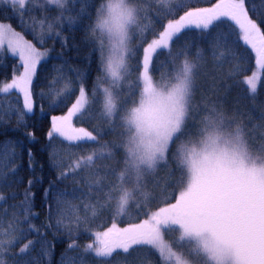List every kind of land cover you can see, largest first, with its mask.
<instances>
[{"label":"snow or ice","instance_id":"snow-or-ice-1","mask_svg":"<svg viewBox=\"0 0 264 264\" xmlns=\"http://www.w3.org/2000/svg\"><path fill=\"white\" fill-rule=\"evenodd\" d=\"M186 2L176 0L177 9L183 8ZM4 3L10 6V11L19 13L22 27L26 4L34 3L41 10L55 5L58 12L55 17L50 20L45 15L34 23L40 26L42 33L46 27L47 34L57 38L61 37V32H53V29L62 28L65 21L70 27L82 25L85 17L92 21L85 26L84 42L91 44L93 51H99L101 74L96 77L92 88L86 90L84 73L73 69L77 72L79 94L65 115L51 118L46 135L50 145L53 139L62 138L69 147L88 143L99 147L79 156L69 170L58 174L57 179L64 180L82 170L89 172L86 178L89 202L84 204V209L90 210L92 219L100 212L113 209L115 215L124 216L133 206L137 215L147 218L126 227H118L113 222L106 230L91 233L95 239L86 244L82 252L94 254L101 264H111L114 254H120L118 250L126 258L134 253L142 255L145 262L155 255L157 264H264V143H255L251 133L215 102L202 101L206 114L201 116L195 101V81L204 60V50L197 47L194 58L188 55L190 43H185L175 55L171 51V45L181 38L184 30L194 27L211 35L214 22L227 18L238 32L236 39L255 54L257 71L245 77L242 83L251 94H256L261 72H264V31L257 22L264 23V0H259V4L257 0H218L210 8L184 11L178 19H167L166 24L160 25L162 30L153 26L150 41L147 40L149 25L142 24L146 18L142 5L148 4L149 0H101L95 9L94 20L88 10L92 6L88 0H80L75 15L71 13L76 0H4ZM177 9L169 7L157 15L163 20L175 16ZM37 38L42 45V36ZM134 38L137 40L135 48L131 46ZM209 43L218 64L222 65L228 55H234L230 32L212 36ZM61 44L67 47V38H62ZM5 45L18 57L23 71L14 75L10 83L0 86V94L18 90L23 103L22 107H10L7 112L0 107V124L4 123V115L15 112L17 127H27L24 116L34 111L33 79L38 65L46 62L48 51L38 49L11 24L0 22V53ZM221 47L228 50L227 54L219 51ZM140 48L142 61L130 64ZM158 50L168 51L173 74L155 80L152 72L157 69L153 59ZM54 70L63 73V67ZM133 73L135 78L130 79ZM234 74V71L229 73L230 76ZM74 90L73 82L69 80L56 93L60 99L53 100L50 106L59 107ZM46 95L40 93L41 98ZM97 104L100 118L108 122V131H116L117 125L122 129L119 141L102 143L100 137L106 132L99 126L90 131L73 125L74 117L88 113L91 118L90 110ZM261 119H264V113H261ZM25 136L30 140L35 138L32 132H26ZM177 141L180 143L173 152L172 146ZM13 144L12 140L0 143V184L9 178L3 169L17 156ZM58 155L53 147L49 159L57 168L61 166ZM169 156L175 161L179 175L171 179L173 190L165 199H174L175 202L150 211L155 197L147 190V178L154 176L161 165L167 166ZM28 157L32 168L31 150ZM106 161L115 162L120 168L112 163H98ZM16 171L17 168L13 167L10 174L15 175ZM169 175L171 178V173ZM32 184L33 181L29 180L19 205H12L22 211L24 222L36 215L32 211ZM53 187L55 185H50L45 190L46 196L51 194ZM77 191L73 189L68 193L61 189L54 194L53 204L48 205V228L53 227V206L57 213H61L60 205L65 203L63 198L75 195ZM93 196L95 201L91 199ZM5 199L0 194V201ZM80 222L81 218L76 216L74 223L78 225ZM18 223L15 216L7 224L0 216V264H7L4 257L9 254L16 257L15 264H38L31 256L37 243L41 245L42 255L50 261L54 249L43 239L39 228L29 222L28 228L21 230L17 228ZM55 226L64 227L68 235H72L70 225L62 219H55ZM16 232L19 235H13ZM27 232H34L38 239L28 240L18 252L10 253L9 249L15 247ZM166 232L178 233V236L167 240ZM78 247L75 242L68 245L69 250ZM60 264H77V260L62 254ZM78 264H85L83 255Z\"/></svg>","mask_w":264,"mask_h":264},{"label":"trees","instance_id":"trees-1","mask_svg":"<svg viewBox=\"0 0 264 264\" xmlns=\"http://www.w3.org/2000/svg\"><path fill=\"white\" fill-rule=\"evenodd\" d=\"M89 12L92 13V20L95 18V9L99 7L101 0H88ZM149 5L145 9L144 24L149 25L147 33V40L153 38L151 29L154 26L158 31L162 30L160 25L166 24L167 19H178L184 11L195 8H210L218 0H187L183 8L177 9L176 0H149ZM259 4V0H257ZM72 5L70 4L69 7ZM80 0H76L75 8L72 15H75L79 9ZM177 9L175 16H168L161 20L157 15L160 11H166L167 8ZM8 4L0 2V22L11 24L16 30L20 31L27 40L31 41L38 49L47 50L48 57L46 62H42L37 67V75L34 77L32 84L34 111L33 114H26L24 120L27 127H17V115L13 112L11 115H4V123L0 124V143L5 140H12L17 153L16 158L5 167L3 171L9 174L6 182L0 184V194L6 199L0 201V216H3L6 224L13 220V216L19 221L17 228L24 230L28 228L30 222L36 228H39L43 239L50 242V246L54 249L49 259L42 255L41 245L37 243L31 252V256L35 258L38 264H60L62 254L67 257L76 258L77 264L79 257L83 255L85 264H98L99 260L94 258L92 253H83V247L92 243L95 239L94 233L96 231H104L115 222L118 227H126L130 223H139L146 216L137 215L136 209L130 207L127 214L124 216L115 215L114 209L112 211L105 210L100 212L99 215L92 219L90 218V210L85 211L84 204L89 202L87 193L86 178L89 176L87 170H82L76 174H70L64 180H58L57 176L61 171L69 170L77 159V153L81 150L97 148V144L88 143L82 144L80 147H69L68 142H63L62 138H56L50 142L47 138V132L51 127V118L53 116H60L67 112L72 103L75 102L76 96L79 94V82L77 81V69L84 73L83 83L86 90H90L93 86L96 77L100 75V53L93 51L91 44L84 42L85 26L92 22L85 17L83 24L69 26L67 21L64 22L62 28L57 26L53 32L59 30L61 37L57 38L54 35L47 34L45 27L44 32L38 24L34 23L35 20L47 15L49 19L55 17L58 12L55 5L46 6L45 10H41L35 4H26L23 13V27L19 23V13L10 11ZM251 15V13H250ZM256 19L255 16H253ZM153 22L155 24L153 25ZM262 31H264V23L260 20ZM214 27L211 28V35L205 33L203 30H197L194 27L190 30H184L181 38L175 40L171 47L181 50L185 43H190L192 46L188 50L189 58H194L197 47L204 50V60L201 62L206 67L211 69L209 74V81H211L212 101L218 103L221 107L225 108L230 115L234 116L237 121H241L249 128H264V119H261V113H264V72H261V79L258 82V90L256 94H251L247 86L242 83L245 77L250 76L253 72L257 71L255 63V54L249 47H244L242 43L236 39L238 32L227 18H222L220 22H214ZM27 29V30H26ZM221 32H230L233 41L231 45V52L234 55H228V59L223 64H218L213 56L210 48V40L212 36ZM42 36L44 43L41 45L38 38ZM67 38V47H62L61 39ZM137 40L134 38L131 46L135 48ZM219 51H227L221 47ZM142 48L136 53V58L130 60V64H134L136 60L142 61ZM183 56L180 58L182 59ZM153 65L158 71L161 68L171 70L173 65L170 62L167 50H158L154 55ZM63 67V73H58L54 69ZM21 70L18 58L10 56L5 51L0 53V86L4 83H10L14 75L18 74ZM234 71V75L230 76L229 73ZM134 77H135V73ZM62 75V78H61ZM69 80L73 82L74 91L71 95L60 104L59 107H51V102L55 99H60L56 93L64 88L65 83ZM234 85V86H233ZM233 86V88H232ZM44 92L47 95L41 98L40 93ZM253 95L255 99H253ZM21 95L17 91L12 90L7 94H0V107L5 112L10 107H22ZM73 125L80 126L77 119L73 118ZM26 132L34 133V139L30 140L25 136ZM19 141V143H15ZM53 147L59 153L58 160L60 167H54L52 161L49 159V153ZM94 148V149H95ZM31 150L33 159L31 161L32 168L29 167L28 152ZM83 154V153H82ZM101 163V162H98ZM120 166V165H119ZM116 167V168H119ZM16 167L15 175L10 174V169ZM177 173V171H176ZM174 179V178H173ZM32 180L33 184L31 192L34 193V207L32 209L33 216L29 222L23 221V213L18 207L12 205H19L20 201L24 198V192L28 188V181ZM166 183L164 189V199L161 205L171 203L174 199H165L172 190L173 185L170 182ZM55 185L52 188L50 195H45V190ZM64 189L68 193H72L73 189L78 191L75 195H66L63 199L64 204L60 205L61 213L55 211L53 206V223L52 228H48L49 209L48 205L53 204V197L56 192ZM178 189L176 190V193ZM79 197V198H77ZM102 198V197H101ZM95 201L96 197L91 198ZM6 210V214H5ZM79 216L81 222L77 225L74 223L75 217ZM62 219L64 223L69 224L71 227L72 235H68V231L64 227L57 228L55 226V219ZM19 235V232L13 233ZM38 237L34 232H27L15 247L9 249L10 253L18 252L19 248L27 243L28 240H37ZM75 242L79 247L69 250L68 245ZM117 256V254L115 255ZM125 258L124 255L122 259ZM7 264H15L16 257L9 254L4 257ZM140 257L130 255L123 263L131 264L133 260L138 261ZM117 261L118 259H113ZM134 263V262H133Z\"/></svg>","mask_w":264,"mask_h":264},{"label":"rangeland","instance_id":"rangeland-1","mask_svg":"<svg viewBox=\"0 0 264 264\" xmlns=\"http://www.w3.org/2000/svg\"><path fill=\"white\" fill-rule=\"evenodd\" d=\"M0 2L3 3V4H6V3H4V0H0ZM149 3L142 5V7H144L146 9L147 8L146 6H148ZM5 24H8V23H5ZM142 24H144V19L142 20ZM12 28L15 31L19 32L25 38V36L20 31L16 30L13 26H12ZM3 51H5L10 56L15 57L13 54H11L7 50V46L6 45H5V48H4ZM41 51H44V50H41ZM171 51H172V54L175 55V53L177 51H179V50L175 49L174 47H171ZM167 53H168V51H167ZM16 58H18V57H16ZM169 59H170V57H169ZM182 59H183V57H182ZM178 63H179V60H177V64ZM201 64H202V66L200 67V69H199V71H198V73L196 75V81H195V84H196L195 101H196V104L199 106L200 115L203 116L206 113L203 111V103H201V102L205 101V100H207L209 102H213L212 98H211V95L213 94V92H212V86L213 85L211 84V81H209V79H208L209 78V74L211 73V69H209L208 66L206 67L203 63H201ZM22 71H23V69L21 67V70L16 75H19L20 72H22ZM172 74H173V67L171 68V70H169L167 68H161L158 71H153L152 72L153 78L155 80H159L162 75L171 76ZM134 78L135 77H134V74H133V76L130 77V79H134ZM2 85L3 84H1V86ZM233 86H232V88H233ZM14 91L18 92V90H14ZM11 92H12V90H11ZM20 95H21V99L23 101V96H22V94H20ZM137 97H138V93H137ZM216 104H217L218 107H221L218 103H216ZM221 108L225 111V113L227 115L232 116V115H230V113L227 112V110L225 108H223V107H221ZM90 111H91V118H88V116H89L88 113H85V115L83 117H74V120L77 119V123H79V125H80V126H76L75 125V127H84V128H87L90 131L93 129L94 126L101 127L106 132L105 135H102L100 137V140H101L102 143L104 141H119L121 139L120 132L122 131V129H120L118 125H117V128H116V131H114V132L113 131H108V122L105 121V120H102L100 118L99 114H98V111H99V105L98 104L95 105L94 108L91 109ZM66 113L67 112H65L62 115H65ZM62 115H60V116H62ZM236 123L241 124L244 127L246 132L251 133V136L255 138V143H257V144L264 143V138H262V135H264V128L263 127L249 128L247 125H245L241 121H237ZM235 126L236 125L234 124L233 127H235ZM179 143H180V141H177L176 144L172 146L173 152L175 151V148L179 145ZM92 146H93V149H94L95 148L94 145H92ZM98 147H99V145L97 146V148ZM93 149L79 151L77 153V158L79 156H81V155H85V154L90 153ZM101 163H112V166H114V167H118L119 166L115 162L106 161V162H101ZM119 168H120V166H119ZM119 168H117V169H119ZM176 171H177L176 163L172 159V157L169 156L168 165L167 166L161 165L158 168V170H157V172L155 173L154 176H150V177L147 178V190H149L152 193V195L155 197V199H153L152 202H151L150 211H155V210H158L159 207L165 206V205H161L162 202H163V199H164L165 185L170 179H173V178L175 179V177L179 175V172L177 171V173H176ZM170 173H171V178H170V175H169ZM177 194H178V192H177ZM174 202L175 201H173L171 203H174ZM146 218L147 217H145L143 219H146ZM174 236H178V233H172V234H169L167 232L165 233V239H167V240H171ZM118 252H120V254H117V256H115L116 254H114V257H113V259L117 258L118 260L115 261V260L112 259L111 264H124L123 262L129 257L128 256L126 258L124 256L125 258L122 259L123 254H122L121 250H118ZM133 255H135L136 257H140V259H138V261L133 260L134 263L132 262L131 264H149V262H150V264H157V258H156L155 255L150 256L148 258V262L144 261V257L142 255H137L135 253ZM98 264H101V261H99Z\"/></svg>","mask_w":264,"mask_h":264},{"label":"clouds","instance_id":"clouds-1","mask_svg":"<svg viewBox=\"0 0 264 264\" xmlns=\"http://www.w3.org/2000/svg\"><path fill=\"white\" fill-rule=\"evenodd\" d=\"M179 66V65H178Z\"/></svg>","mask_w":264,"mask_h":264}]
</instances>
